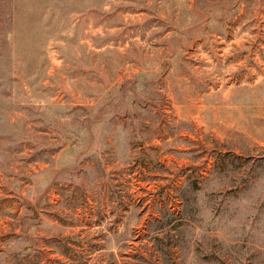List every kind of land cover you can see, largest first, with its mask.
<instances>
[{
  "label": "rangeland",
  "instance_id": "rangeland-1",
  "mask_svg": "<svg viewBox=\"0 0 264 264\" xmlns=\"http://www.w3.org/2000/svg\"><path fill=\"white\" fill-rule=\"evenodd\" d=\"M0 264H264V0H0Z\"/></svg>",
  "mask_w": 264,
  "mask_h": 264
}]
</instances>
